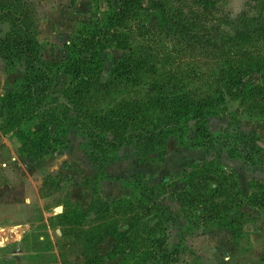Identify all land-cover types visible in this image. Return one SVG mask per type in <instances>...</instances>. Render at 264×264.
Returning <instances> with one entry per match:
<instances>
[{
    "label": "rangeland",
    "instance_id": "1",
    "mask_svg": "<svg viewBox=\"0 0 264 264\" xmlns=\"http://www.w3.org/2000/svg\"><path fill=\"white\" fill-rule=\"evenodd\" d=\"M16 1L4 0L7 4ZM24 1L34 11L45 59L56 62L68 57L66 45L83 25L104 21L107 11L121 5V0H111V4L107 0ZM163 1L167 0H143L147 25L157 34L155 41L146 42H150L156 55L162 56L170 47L164 45L163 34L158 35ZM171 1L177 12L184 8V13H189L187 19L197 15L208 18V27L214 33L243 31V36L251 34L255 39L245 45L249 50L264 49V0H213L216 5L208 11L197 0ZM9 29V24L0 23V36ZM172 38L175 37H168L167 44H173ZM134 45L142 44L137 41ZM111 46L106 41L102 49L103 82L109 78L113 60L127 52ZM24 71L21 64L16 72L9 73L0 58V106L2 96ZM71 81L70 76L58 74L55 86L61 91ZM245 82L258 84L262 78L252 75ZM249 106L228 97V109L211 120L210 128L220 132L235 116V129L239 127L245 136L252 133L264 149V98L255 105L256 109ZM196 136L192 127L190 138L196 142ZM36 137L21 130H0V264H264V166L245 165L240 147H232L234 153L230 155L218 146L210 151L193 149L171 138L166 149L152 155L125 148L120 160L107 166L104 174L87 154L84 140L76 131L69 135L68 148L38 151L41 157L30 155L27 149L22 151L26 142H33L31 146L36 150L35 146H40ZM233 148H238L237 152ZM216 161L233 193L219 197V202L228 207L219 216L210 217L206 215L207 206L199 200L195 204L189 201L206 194L203 179L194 181L193 193L190 180L195 168ZM140 186L155 187L154 198L160 199L173 215L165 225L159 224L157 215L148 221L150 229L140 227L143 236L150 233L153 237V231H158L155 236L165 243L159 256L123 259L116 255L114 239L105 236L101 242L103 229L97 234L98 229L93 228L102 224L110 232L117 226L125 231L135 214H148L131 206L137 205ZM216 186L217 182L212 181L208 190ZM183 198L187 201L181 202ZM107 205L111 212L103 214L101 209ZM223 214L227 218L221 217ZM96 254L103 259L88 260Z\"/></svg>",
    "mask_w": 264,
    "mask_h": 264
},
{
    "label": "trees",
    "instance_id": "2",
    "mask_svg": "<svg viewBox=\"0 0 264 264\" xmlns=\"http://www.w3.org/2000/svg\"><path fill=\"white\" fill-rule=\"evenodd\" d=\"M107 2L111 4V0ZM197 2L207 11L216 5L213 0ZM160 8L163 17L158 35L163 34L164 45L170 46L163 56L156 55L150 42H146L155 41L157 34L147 25L143 0H121L120 8L107 11L104 21L83 25L66 45L68 57L56 62L45 59L31 5L24 0L13 4L0 0V23L10 25L0 36V58L9 73L16 72L21 64L25 68L23 76L2 97L0 130H21L34 137L37 134L40 146H35L36 150L31 146L33 142L24 143L22 148L35 157L42 156L38 153L41 150L68 148L69 135L76 131L84 140L87 154L104 174L107 166L120 160L125 148L152 155L166 149L171 138L193 149L210 151L218 146L230 155L234 153L232 147L238 146L245 165L264 166V149L258 145L259 139L252 133L245 136L239 127L235 129V116L220 132L214 133L210 128L211 120L228 109V97L240 105L249 104L252 109L260 104L264 98V49L249 50L245 45L255 39L251 34L243 36L246 32L217 34L208 27V18L195 14L197 18L187 19L189 13H184V8L177 12L171 0L161 2ZM173 36V44H167L168 37ZM106 41L127 52L113 60L109 78L103 82L102 49ZM137 41L142 45L135 46ZM58 74L72 80L61 91L55 86ZM252 75H259L262 82L246 83ZM192 127L196 142L190 138ZM219 169V161L200 165L190 180L193 193L194 181L203 179L206 194L189 201L195 204L199 200L207 206L206 215L210 217L219 216L228 207L219 202V197L233 193L228 189V178ZM212 181L217 186L208 190ZM156 190L139 187L140 196L136 207L131 204L132 209L149 213L135 214L127 230L117 226L110 232L102 224L93 226L98 229L97 234L103 229L101 242L105 236L114 239L117 256L142 260L161 254L165 243L155 236L158 231H153V237L150 233L140 234V227L149 228L148 221L157 215L161 226L173 215L160 199L154 198ZM184 201L187 199H181ZM110 210L107 205L101 212ZM221 217L227 218L226 214ZM102 259L96 254L88 260Z\"/></svg>",
    "mask_w": 264,
    "mask_h": 264
},
{
    "label": "crops",
    "instance_id": "3",
    "mask_svg": "<svg viewBox=\"0 0 264 264\" xmlns=\"http://www.w3.org/2000/svg\"><path fill=\"white\" fill-rule=\"evenodd\" d=\"M12 74H13V73H12ZM4 95H5V94H4ZM4 95H3V96H4ZM3 96H2V97H3ZM1 107H2V98H1V106H0V108H1ZM18 234H19V233H18ZM4 244H5V242H4Z\"/></svg>",
    "mask_w": 264,
    "mask_h": 264
}]
</instances>
